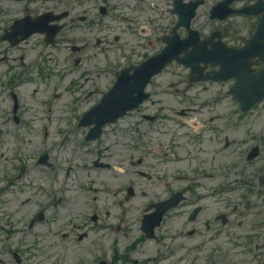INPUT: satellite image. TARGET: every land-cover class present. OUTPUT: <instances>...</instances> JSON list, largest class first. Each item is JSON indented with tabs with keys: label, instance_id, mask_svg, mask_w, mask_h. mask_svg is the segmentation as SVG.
<instances>
[{
	"label": "rangeland",
	"instance_id": "rangeland-1",
	"mask_svg": "<svg viewBox=\"0 0 264 264\" xmlns=\"http://www.w3.org/2000/svg\"><path fill=\"white\" fill-rule=\"evenodd\" d=\"M169 13L164 10L158 16L151 12V14L155 15L153 23L145 24L148 26H142L141 28L134 27L132 31L130 28L125 29L123 27L93 28L92 31L96 33V36H100L102 33L103 36L110 37V43L105 45L106 51L103 54H99L98 58L90 63L91 58L89 56L94 54L93 51L98 52L100 50L93 49V47L92 49L89 48L87 50L90 53L88 56L89 61L87 63L84 61L73 75L66 76L64 80L61 78V74L65 73L66 67L61 68L64 60L59 55L57 64L53 65L61 69L53 71L52 82H46L39 86L33 85L23 90L24 101H27V108H30L29 113L25 115L27 116V122L29 121L32 126L31 129L26 131L28 135L26 136V146L23 150V153L28 157L26 173L28 177L23 181L24 183L21 182V187L13 188V192L8 193L3 198V203L6 204L4 209H7V212L4 218L5 222L1 226V228L10 229L11 239L17 236H15V232L18 233L23 245L21 253L24 260L22 264H77L79 261H85V249L91 247H87V245L92 238L84 242L83 247L85 249H78L72 243H69L68 240L61 242L57 235V230L59 235L67 232L76 234L89 230V237L92 235L93 238L97 237V231L94 229L96 227L95 224L88 221L92 207L82 205L75 209L69 204L73 198H80L82 197L81 195L87 200H92L94 196L100 200L103 197L106 198L104 201L107 202V205H100L99 212L104 223L107 225L112 224L113 226V228L106 229L104 237L105 242L103 244H105L107 256L112 255L114 253L113 248L118 246L119 252L124 253L122 257L128 262L138 259L145 264H224L214 262L211 252L203 251V248L201 250L197 248L196 250L191 249L189 243L192 240L184 237L175 239L176 234L166 233L164 228L157 231V235L160 237L161 234L162 236V241L160 242L156 240L138 242L137 239L141 236V233L137 223L133 228H129V221L134 215L139 212L142 213L147 204L154 200L166 198L171 192L179 190V187L183 188L194 184L192 181L184 180L181 177H187L191 174L195 177V174L189 171L194 170L196 162L199 164L204 162L200 158L192 160V148L188 145V138L185 134L186 131L193 134L195 132L193 128L186 130L182 127L180 118L177 117V111L174 113L166 111L171 120L161 121L156 124H151L149 121H140L137 117H133L134 114L141 113L138 112L123 120L118 126H110L106 131L108 135L105 137L104 134L101 142H94V151H96L91 154L92 159L96 157L98 159L102 158L101 163L110 164L112 166L110 170L92 166V159L88 160L86 158V153L89 149H77L79 145L77 141H80V136L76 132L71 136V140L76 142L74 146L66 144L52 154L54 163L55 154L59 153L58 157H60L59 163L57 165L55 163L52 169L59 173L55 182L52 180L53 174H50L47 170L44 171V167L39 169V167L35 166L36 156L48 152L50 148L56 145L60 134L66 129L64 121L59 120L58 117L68 114L69 105L68 107L62 105L69 104L78 96L76 91L71 88V79H76L84 69L90 74L92 79L85 85L84 90L89 92L96 86H101L99 92L92 95L87 107L100 100L103 93L112 85L113 80L110 75H103L97 83L94 82L98 77L93 76L86 64L97 63L99 64L98 68L115 67L116 70H120L129 66L131 62L139 64L144 61L147 55L156 54L162 48L161 36L167 34L170 29L167 22L170 16ZM136 30H141L144 33L142 35H146V37L136 35ZM116 36H119V42L115 41L114 38ZM94 41L92 40V44L95 43ZM66 63L69 66L72 64V60H66ZM93 67L94 64L90 68ZM3 69V66L0 65V74ZM187 74L188 72L179 66L169 67L150 86L149 92L152 95V100H160L162 105L175 106V100H180L182 96H178V91L174 90L185 93L183 89L187 88L185 79ZM182 76L185 78H182ZM202 87L191 90V93L188 94L189 99L193 100V95H196V98L204 100L208 97V93L209 100V98L214 97V91H218L222 86L210 84L205 92L202 91ZM218 93L226 96L222 98L223 101L220 104L214 108L212 107L211 112L214 114V123L211 125H214V129L222 128L225 132L221 134L220 142L216 141L217 133L214 132V148H207L209 151L202 148V154H199L201 158L208 162L209 166H206V172L210 173L212 170L209 167H213V157L223 158L224 161L230 157L226 162L235 163L238 160L237 155L232 154V152H242L248 141L246 134L248 131L243 127H238L239 125L236 121L237 106H235V102L231 97L227 96V89H221ZM54 94H58L60 97L55 98ZM32 95L34 99H32ZM8 104L6 94L2 90V86H0V107L3 109L2 117H0V129L11 126L7 123L8 120L5 113L8 109ZM151 107L150 113H154L158 109V105L152 106L151 102H147L143 107V111ZM263 108L264 106L259 108V110ZM253 115L254 117L259 116L256 112ZM51 116L52 119L50 120L49 117ZM195 117L199 118L200 116L196 115ZM120 126V129L113 131L115 130L114 128H119ZM155 126L160 128L163 126L165 133H150V130ZM259 127L260 125L253 126L252 134H255L256 137L261 135ZM47 130L49 131L48 136L44 133ZM200 130L198 129V131ZM131 135L136 137L135 142L131 140ZM226 137L233 143L225 150ZM29 139L31 140L29 141ZM113 140L115 141L116 153L106 148L113 143ZM127 143H130V145L134 144V147L131 149V146H127ZM99 144L101 148H97ZM13 148L12 144L5 142L3 148L0 149V152H3L0 153V181L6 178V170L13 168V164L16 163L11 161L13 159ZM99 150H101V154L98 153ZM220 151L222 153H219ZM220 154L222 157H219ZM75 156L78 158L75 159ZM68 158L71 162L67 164ZM70 166H73V169L67 170ZM61 168H63V172H61ZM138 171H142L146 175L140 176L136 173ZM37 185L42 187L44 192H39ZM82 185L85 193L80 191ZM130 186L135 187L137 195L135 198L126 200L127 189ZM167 186L169 187L167 188ZM51 189L53 194H58L59 197L66 201V206L62 205L58 208V215L53 212L54 210L46 211V220L30 228L29 223L33 215L47 202V198L43 194L49 195V200L52 198ZM92 189L94 190L92 191ZM143 192L148 194L147 197H143ZM213 200L211 199V203L207 204L206 215H212L216 210V208L213 209ZM121 201H124V203L119 208ZM41 203L43 205L39 207ZM106 211L111 216H106ZM55 218H58V223L53 226ZM123 222H125L127 228L123 231H118L116 226ZM59 225H62V227L60 228ZM193 226L190 225L188 229ZM2 231L1 234L3 235ZM73 234H71V238ZM18 242L19 240L14 241V243ZM33 243L36 245L35 248L32 246ZM64 248L67 249V252H61ZM2 249L3 246L0 245V250ZM128 252L132 254L129 255ZM64 253L66 255H62ZM57 257L61 260H58ZM161 257H165L166 260L160 261ZM215 257L219 260V255H215L214 250ZM4 258L5 260H12V253L11 255L7 254ZM113 261L115 262L114 258ZM126 261L120 260L117 262ZM248 263L243 262L242 264ZM227 264H232V262H227Z\"/></svg>",
	"mask_w": 264,
	"mask_h": 264
},
{
	"label": "flooded vegetation",
	"instance_id": "flooded-vegetation-1",
	"mask_svg": "<svg viewBox=\"0 0 264 264\" xmlns=\"http://www.w3.org/2000/svg\"><path fill=\"white\" fill-rule=\"evenodd\" d=\"M59 4H64L67 7L65 9L70 11L71 16L75 14V9L77 7L83 6L84 9H93L95 11H98L97 15H91L87 17V20H92L93 23H100L101 20L98 22V19L96 16H103L104 19H106L105 23H113L117 21L118 15L117 13L120 12L123 14L125 12L126 8H124V0H100L99 2L96 0H84L83 2H78L75 6L71 5L68 6L67 0H63V2ZM103 8V10H102ZM53 10V8H48L47 2H10L6 4V9L4 14L7 17V21L9 22L11 19L22 17L24 15H31V16H37L43 12ZM13 11V12H12ZM9 12V13H8ZM29 13V14H28ZM103 13V15L101 14ZM81 18H85V16H79L78 20L80 21ZM74 18H71V23H73ZM85 21V22H86ZM10 56L13 59H17V53L10 52ZM249 173V171H247ZM259 204V210H252L250 211L249 217L252 219L251 221V227H254V223H259V227L256 230V239L254 240L255 246H258L259 251H264V195H262V198L260 199ZM7 263V262H4ZM0 264H3V262H0ZM10 264V263H7Z\"/></svg>",
	"mask_w": 264,
	"mask_h": 264
},
{
	"label": "water",
	"instance_id": "water-1",
	"mask_svg": "<svg viewBox=\"0 0 264 264\" xmlns=\"http://www.w3.org/2000/svg\"><path fill=\"white\" fill-rule=\"evenodd\" d=\"M168 59H170V57ZM165 62L166 58L162 56L152 60L145 66H142L136 73H139V75L143 77V79L138 83H134V81L132 82V80H130L132 78H129L128 76H123L120 79L116 88L106 98L112 101L116 100L115 104L113 102L111 103V105L114 104L111 107L117 110V118L123 115L128 109L136 108L142 102L145 97L142 92L149 80V77L158 72L163 67ZM110 115L111 114H108V117ZM117 118H114V120ZM104 123L105 122H103V124Z\"/></svg>",
	"mask_w": 264,
	"mask_h": 264
}]
</instances>
